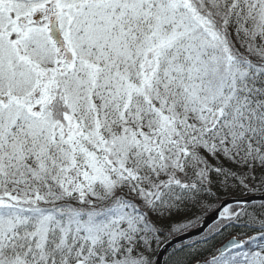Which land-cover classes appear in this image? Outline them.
<instances>
[{"label":"snow or ice","instance_id":"1","mask_svg":"<svg viewBox=\"0 0 264 264\" xmlns=\"http://www.w3.org/2000/svg\"><path fill=\"white\" fill-rule=\"evenodd\" d=\"M201 219L164 264H264V0H0V264H159Z\"/></svg>","mask_w":264,"mask_h":264},{"label":"trees","instance_id":"2","mask_svg":"<svg viewBox=\"0 0 264 264\" xmlns=\"http://www.w3.org/2000/svg\"><path fill=\"white\" fill-rule=\"evenodd\" d=\"M195 215H201L200 213H195ZM195 215H188V216H181V217H178V218H176V220H178L179 222H181V223H188V220L189 219H195ZM176 220H174L173 221V223H175L176 222ZM203 219H201L197 224H196V227L195 228H190L189 230H188V232H190V231H192V230H194V229H196V228H198L202 223H203ZM187 232V233H188ZM229 232L231 233V235H235L236 234V231H234V230H229ZM183 234H185V233H178V234H176V236L175 237H178V236H180V235H183ZM231 235H229V233H225V235L223 236V237H220L219 238V242L222 244V243H225V242H227L230 238H231ZM173 237H168L167 238V240H164V238L162 237L161 239L163 240V243H161L160 245H159V248L157 249V251H159V249L166 243V242H168L169 240H171ZM172 251V249L169 251V253ZM168 253V254H169ZM168 254H167V256H168ZM167 256L165 257V260L167 259ZM164 260V261H165Z\"/></svg>","mask_w":264,"mask_h":264},{"label":"water","instance_id":"3","mask_svg":"<svg viewBox=\"0 0 264 264\" xmlns=\"http://www.w3.org/2000/svg\"><path fill=\"white\" fill-rule=\"evenodd\" d=\"M203 223H204V221H203ZM202 223V224H203ZM208 223L209 224H211L212 223V220L211 219H208ZM201 224V225H202ZM200 225V226H201ZM199 226V227H200ZM198 227V228H199ZM197 229V228H196ZM196 229H194V230H192V231H190V232H188V233H185V234H183V235H180V236H178V237H175V238H172L171 240H169L168 242H166L160 249H159V253H160V255H159V257H158V259H159V264H164V260H165V257L167 256V254L169 253V251L173 248V247H175V246H178V245H180L182 242H186L188 239H189V233H192V232H195L196 231ZM197 235H199V233H197ZM165 249H167V251H165Z\"/></svg>","mask_w":264,"mask_h":264}]
</instances>
